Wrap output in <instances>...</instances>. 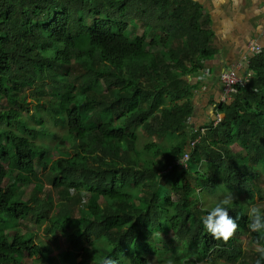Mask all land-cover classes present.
<instances>
[{
	"label": "trees",
	"instance_id": "1",
	"mask_svg": "<svg viewBox=\"0 0 264 264\" xmlns=\"http://www.w3.org/2000/svg\"><path fill=\"white\" fill-rule=\"evenodd\" d=\"M201 10L193 0H0V264L50 258L34 234H7L30 215L31 200L19 199L18 191L38 168L64 199L38 223L46 220L56 236L73 228L64 237L70 250L56 264H102L105 257L118 264H256L258 254L244 251L239 236L249 230L252 200L264 199L257 182L264 177V47L246 68L253 79L217 105L224 118L208 124L186 171L163 175L195 138L188 126L194 90L185 78L215 55ZM73 67L80 69L74 82L59 80ZM39 83L56 99L35 108L32 118L42 128L22 116L24 89ZM46 114L66 136L46 131ZM140 130L148 137L141 149ZM46 136L63 152L50 157L35 140ZM238 144L244 159L234 151ZM196 186L242 194L229 207L239 225L229 241L204 228ZM71 190L90 196L78 218ZM251 233L253 244L264 243V234ZM159 234L182 238L184 256L162 259Z\"/></svg>",
	"mask_w": 264,
	"mask_h": 264
},
{
	"label": "rangeland",
	"instance_id": "2",
	"mask_svg": "<svg viewBox=\"0 0 264 264\" xmlns=\"http://www.w3.org/2000/svg\"><path fill=\"white\" fill-rule=\"evenodd\" d=\"M143 26H141L138 31L139 34L143 33ZM149 42L154 44L153 39H149ZM167 49L170 51L171 47H167ZM129 63V62H128ZM80 69L77 67L71 68L69 71H66L63 74L59 75V80H61L63 83H72L75 81V78L79 76ZM24 93L27 94V107H25L24 111H22V116L26 117L32 126H35L37 128H42L39 126L36 122L33 120V115L35 114V108L37 106H43L47 102L56 101L54 100L55 92L48 88L47 84H37L35 89L32 88H25ZM5 108L7 107L6 104ZM17 109V108H15ZM45 109V107H44ZM46 113V112H45ZM50 115H45V121L47 124L44 126L47 127L46 131L51 132L52 134H57L61 137H64L67 135L64 128H60L57 125L49 124ZM10 129H15L14 127H10ZM141 142L139 144V149L142 148V145L147 142V135L141 131ZM38 138V137H37ZM39 143H42L45 145V147L49 150L50 157L53 158V156L57 155L58 152H63V150H59V143L57 140H54L52 136H46L42 137L41 139H37ZM153 140H157L160 142L159 139L154 138ZM67 149L70 153H74L75 150L71 148V145L69 142L67 143ZM234 151L240 159H244L246 156V153L244 150L240 147V145H236L234 148ZM152 161V159H151ZM157 159H153V163H157ZM150 162V161H149ZM15 177V174L8 177L6 180H3V185L7 184V181L13 180ZM51 175L46 169H40L37 170V178L33 180L28 185H20V190L18 191V197L22 201L26 202L28 200H31L30 204V215L26 220H22L17 227L10 228L7 231V234L10 238L14 236L16 232L19 233H27V234H34L36 244H44L47 249L50 250V258L39 261L40 258H26V262L28 264H56L54 260L59 261V257L62 253L67 252L70 250V246L66 241V238H64L67 234H70V231L73 228H69L68 226H65L62 231H58L57 236L48 233L47 228L45 227L47 225L46 220L42 224L38 223V220L40 218H46L45 212L49 208H52V210L49 212V217L52 216V213L55 211V208L58 206L59 203L64 201L61 194L59 193V189H56L51 182ZM258 184L262 188L263 196H264V177L262 179H257ZM165 186L162 185L158 191L157 195L160 198H163L165 196ZM198 196H195V199L197 203L203 208L210 207L215 200H218L222 198L224 195L215 194L218 192H211L207 189L199 191L201 186H196ZM38 192L39 194V202H36L34 200L35 193ZM231 191H227L224 194H227ZM70 195L72 196V200L75 204L74 211L76 213L75 217L78 218L80 216V209L86 210L87 209V203L90 199V196L87 193H77L74 192V190L70 191ZM234 194L236 197H241L242 194L239 193L238 189L234 191ZM245 199L247 198V195L244 194L243 196ZM237 198L235 200H237ZM235 202V201H234ZM197 204V205H198ZM254 205H262L264 206V199L260 200L259 197H256L255 200H252L251 206ZM173 235L172 233L170 234ZM159 237L163 240L162 244L158 246V251L160 253V256L162 259H173L174 257H182L185 254V247L182 238H168L164 236V234H159ZM239 239L241 241L242 249L246 252L254 251V244L252 242L253 235L250 230H248L247 233H241L239 236ZM60 249V250H58ZM248 256V255H247ZM38 261V263L36 262ZM80 260H78L79 262ZM241 261V257L237 259L236 263H239ZM168 264V263H164ZM172 264V263H171Z\"/></svg>",
	"mask_w": 264,
	"mask_h": 264
},
{
	"label": "crops",
	"instance_id": "3",
	"mask_svg": "<svg viewBox=\"0 0 264 264\" xmlns=\"http://www.w3.org/2000/svg\"><path fill=\"white\" fill-rule=\"evenodd\" d=\"M193 2L201 7L203 20L213 33L215 55L204 63L202 71L185 78L194 90L193 112L188 121L192 130L193 127L207 128L215 120L216 112H219L217 105L223 98L220 75L228 70L246 71L245 68L239 69L238 65L249 55L248 44L252 40L264 47V0Z\"/></svg>",
	"mask_w": 264,
	"mask_h": 264
},
{
	"label": "clouds",
	"instance_id": "4",
	"mask_svg": "<svg viewBox=\"0 0 264 264\" xmlns=\"http://www.w3.org/2000/svg\"><path fill=\"white\" fill-rule=\"evenodd\" d=\"M178 163L183 166L180 160ZM236 198L234 193L229 192L206 208L207 214L202 218V223L214 239L227 242L235 235L239 225L236 219L229 215V207ZM247 215L248 229L253 233L264 234V206H251ZM261 239H264V235L261 236ZM254 251L259 256L256 264H261V261L264 260V243H261L260 239L254 242ZM192 260L196 262L197 258L192 257ZM102 264H118V262L111 257H105Z\"/></svg>",
	"mask_w": 264,
	"mask_h": 264
},
{
	"label": "built area",
	"instance_id": "5",
	"mask_svg": "<svg viewBox=\"0 0 264 264\" xmlns=\"http://www.w3.org/2000/svg\"><path fill=\"white\" fill-rule=\"evenodd\" d=\"M262 51V47L256 40H252L248 44V52L249 55H246L244 59L242 60V63L238 65L239 69L246 70L251 56L258 55ZM220 81L223 84V98L222 102L228 101L232 98L231 94L236 91V88L238 87H245L252 79L253 75L249 73L248 71H245L244 73H239L238 70H228L223 72L220 75ZM223 115L220 112H216L215 120H214V126L218 125L222 119ZM208 128H194L193 129V135L195 136L194 139H191L189 141V148L186 153L183 154V156L179 159L183 166L178 163V160L174 162L172 165H170L164 172L163 175H167L172 172L173 169L179 168L184 169L186 171L187 164L189 159H191V151L196 148V145L201 141L203 136L207 133Z\"/></svg>",
	"mask_w": 264,
	"mask_h": 264
}]
</instances>
